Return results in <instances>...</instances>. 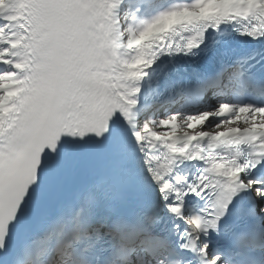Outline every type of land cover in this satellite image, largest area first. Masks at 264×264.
I'll list each match as a JSON object with an SVG mask.
<instances>
[{
    "label": "snow or ice",
    "instance_id": "1",
    "mask_svg": "<svg viewBox=\"0 0 264 264\" xmlns=\"http://www.w3.org/2000/svg\"><path fill=\"white\" fill-rule=\"evenodd\" d=\"M0 264H264V0H0Z\"/></svg>",
    "mask_w": 264,
    "mask_h": 264
}]
</instances>
